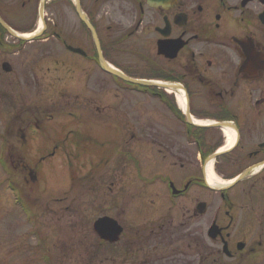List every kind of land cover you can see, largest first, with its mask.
I'll list each match as a JSON object with an SVG mask.
<instances>
[{"label": "flooded vegetation", "instance_id": "af4514ba", "mask_svg": "<svg viewBox=\"0 0 264 264\" xmlns=\"http://www.w3.org/2000/svg\"><path fill=\"white\" fill-rule=\"evenodd\" d=\"M80 158L63 213L105 165L140 187L81 253L35 228L39 264H264V0H0L2 174L38 188Z\"/></svg>", "mask_w": 264, "mask_h": 264}, {"label": "rangeland", "instance_id": "374dc122", "mask_svg": "<svg viewBox=\"0 0 264 264\" xmlns=\"http://www.w3.org/2000/svg\"><path fill=\"white\" fill-rule=\"evenodd\" d=\"M141 102V100L132 101V105H137ZM75 113V111L69 110L68 119L73 121L74 117H76L74 116L76 115ZM57 114H60L59 120L64 119L66 116V113L63 111ZM41 146L44 147L45 145L41 144ZM33 161L30 159L24 160L25 163H32ZM49 161L50 163L46 166L47 169L43 170L47 176L45 182L43 176V179L40 178L39 180L40 192L39 187L37 188L34 184L30 185L29 182H25L22 179L20 171H14L9 166L8 174L4 175L5 173L2 174L0 166V264H39V260L30 255V253H34L31 251L30 245L33 242V236L31 235L35 228H37L36 230L39 228V231L42 228L41 237L47 235L46 242H49L48 245L56 243L58 237H62L72 246L70 250L72 251L71 254H73V251L81 253L85 243L92 244L93 233H91V222L97 217L106 215L119 218L121 216L120 210L124 209L122 207L124 203L122 202L120 206H115L113 203L114 198L118 197L121 193V196H127L126 199L128 200L131 196V191L125 189L132 185L133 187H140V182L136 186L134 180L131 179L127 168L125 171L118 168L115 179L113 170H111L112 167L109 168V165H105L104 169H100V172L97 171L94 174H97L95 181L85 182L80 186L82 189L78 191L76 189L73 194H67V200H75L79 203L72 204L68 202L69 211L66 214L63 213V209L67 204L54 203L53 200L62 199L66 195L65 192L68 191L69 178L74 177L77 179L85 175L90 162L89 160L80 158L78 164L80 167L84 164L85 168L78 171L74 170L70 176L65 172L66 169L62 160H46V163ZM74 165L77 164L74 163ZM8 181H18L17 185L22 189L24 199L33 207L32 213L34 212L35 214V216L33 215V220H36L37 223H33L32 219L30 221L26 220L25 217L23 218L22 215H19L20 211L12 204L13 194L6 187V182ZM135 194L131 200L138 198V195ZM129 215L132 216L135 213ZM132 219V217L129 218V220ZM27 236H30V238H27ZM159 248L161 247L159 246ZM54 253H57V251L55 250ZM103 254L109 256L107 253L103 252ZM76 258V256L67 257L65 264H74ZM120 261L119 258L114 263L105 262L103 264H123ZM80 262V264H84L82 260Z\"/></svg>", "mask_w": 264, "mask_h": 264}, {"label": "water", "instance_id": "95a60500", "mask_svg": "<svg viewBox=\"0 0 264 264\" xmlns=\"http://www.w3.org/2000/svg\"><path fill=\"white\" fill-rule=\"evenodd\" d=\"M127 81L131 82V84H132V83H134V84H138V85H144V84H145L144 82L136 81V80H131V79H129V80H127ZM97 223H98V222H97ZM96 225H97V224H96ZM96 225H95V229H96ZM118 232H119V230L117 231V234H118Z\"/></svg>", "mask_w": 264, "mask_h": 264}, {"label": "bare ground", "instance_id": "6f19581e", "mask_svg": "<svg viewBox=\"0 0 264 264\" xmlns=\"http://www.w3.org/2000/svg\"><path fill=\"white\" fill-rule=\"evenodd\" d=\"M181 102V101H180Z\"/></svg>", "mask_w": 264, "mask_h": 264}]
</instances>
